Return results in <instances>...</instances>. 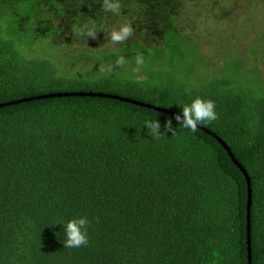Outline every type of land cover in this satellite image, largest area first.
Segmentation results:
<instances>
[{"label": "trees", "instance_id": "16d2710c", "mask_svg": "<svg viewBox=\"0 0 264 264\" xmlns=\"http://www.w3.org/2000/svg\"><path fill=\"white\" fill-rule=\"evenodd\" d=\"M120 3L115 15L102 10V0H0V103L99 92L182 114L180 105L196 97L213 100L218 119L201 126L226 143L250 177L251 264H264L261 76L256 69L243 70L242 60L239 68L235 64L208 79L178 67L198 52L199 19L220 26L218 40L228 42L223 24L249 22L244 16L252 20L264 0ZM123 24H131L134 35L109 49L144 58L168 50L169 62L144 77L105 73L89 79L58 74L49 59L24 54L31 46L27 39L39 37L68 49L88 41L81 55L105 51L107 30ZM85 26L96 32L95 39L81 33ZM185 42L196 49L187 52ZM67 58L70 67L80 61ZM174 117L96 95L0 107V264H247L245 178L214 137L200 128H180ZM169 118L174 136L164 128ZM145 120H159L165 135L153 139ZM80 217L91 221L89 244L64 248L62 222Z\"/></svg>", "mask_w": 264, "mask_h": 264}, {"label": "rangeland", "instance_id": "374dc122", "mask_svg": "<svg viewBox=\"0 0 264 264\" xmlns=\"http://www.w3.org/2000/svg\"><path fill=\"white\" fill-rule=\"evenodd\" d=\"M184 7L185 10L188 8L190 11L191 4H185ZM233 13L234 15H238L239 11L233 10ZM252 13L254 18L252 17V20H250L247 12H245L247 17H244L246 18V21L249 22L243 23L240 20L235 19L231 22L226 21L223 24L222 27L225 28L226 31L228 30V32H230L229 35L231 36V41L228 42L218 40L221 39L222 36L217 37V32L220 30V26L217 27L215 23L209 19H199L194 25L196 31L195 33H200L201 35L206 36L205 39L203 36L202 38L194 37L198 40V52L201 55L198 52L191 56L188 55V59L190 60H185L181 64L179 63L178 67L186 72L188 70H194L195 73H199L200 76L204 77V79H208L211 76L224 75V73L230 70V68H232L235 64L239 68L241 66L240 60H242V69L246 71L256 69L258 74L261 76L264 86V6H256V8H254V12ZM215 27H217V31L214 29ZM192 29L193 27L191 30ZM211 30L216 31V33L210 35L209 32ZM107 31L108 33L110 32V30ZM156 34V39H160L159 34ZM27 36L30 37V34ZM258 37H260L259 40H257ZM91 39L93 38H89L88 40ZM98 39H100V37ZM199 39L201 41H199ZM34 40L35 41L31 43L30 39H27L31 46H28V48L24 51V54L32 57H44L49 59L51 62L55 63L58 69V74L61 75H78L94 79L102 74L109 73L124 77L139 78L144 77L145 72H148L151 69L159 68L162 65H166L167 61L169 62L170 53L168 50L167 52H163L164 54L159 53V55L151 52L144 58L145 65L143 66L141 72L136 73L133 71L136 67L135 56L131 57L129 53L125 52H123L124 55H121L116 48L109 49V47H113L115 45L110 40L108 47H106L108 50H97L83 55H81L79 51L89 45L88 41H85L83 45H77L68 49L65 45L55 44L46 38L39 37ZM155 43L156 41L154 40V44ZM252 43H254L253 47ZM185 44L188 45L185 46V49L188 47L186 49L187 52H190L192 46L194 47V50L196 49L194 43L185 42ZM251 48H253V51L255 52V57L252 56ZM177 50L179 52H183L184 46L180 44ZM119 56H124L127 60V64L124 67L115 66V60ZM67 57L70 59L79 58L80 61H76L75 66L70 67ZM101 68H103L104 71H101ZM249 77V75L246 76V78ZM253 77V80L257 81L255 79H257L258 76L253 75Z\"/></svg>", "mask_w": 264, "mask_h": 264}, {"label": "clouds", "instance_id": "9594fccd", "mask_svg": "<svg viewBox=\"0 0 264 264\" xmlns=\"http://www.w3.org/2000/svg\"><path fill=\"white\" fill-rule=\"evenodd\" d=\"M102 10L119 15L121 11L120 0H102ZM82 34H86L87 38H96V32L86 26L81 29ZM134 35V29L131 24H123L118 29H114L107 33V38L113 44H122L127 42ZM127 60L124 56H119L115 60V66L124 67ZM136 67L134 72L140 73L145 65L143 54L135 56ZM111 70V69H109ZM101 71H104L101 68ZM180 105V104H179ZM182 114L178 113L174 119L180 125V128L188 129L192 133L198 130V125H206L218 119L216 112V104L213 100H205L201 97H196L190 104L180 105ZM144 125L148 129V134L155 140H160L165 133L161 131V123L159 120H145ZM165 131L175 135L172 118H169L165 125ZM91 221L87 217L74 218L67 222H62L65 239L63 241L64 248H80L86 247L89 244L88 227Z\"/></svg>", "mask_w": 264, "mask_h": 264}, {"label": "water", "instance_id": "95a60500", "mask_svg": "<svg viewBox=\"0 0 264 264\" xmlns=\"http://www.w3.org/2000/svg\"><path fill=\"white\" fill-rule=\"evenodd\" d=\"M73 95H96V96H105V97H112V98H117L120 100H125V101H129L132 102L133 104L136 105H140V106H146L148 108H152L154 110L157 111H161V112H166V113H170L172 115H176L178 113L173 112L171 110L162 108V107H158V106H154V105H150L147 103H143L140 101H136V100H130L128 98H123L121 96H116V95H111V94H102V93H92V92H57V93H48V94H42L36 97H28V98H21V99H17L11 102H7V103H0V107L6 105V104H12V103H18V102H22V101H28L31 99H35V98H50V97H60V96H73ZM198 128L204 130L205 132H207L208 134H210L212 137H214L222 146L223 148L227 151L228 155L230 156L231 160L233 161V163L240 169V171L242 172L245 181H246V194H247V200H246V250H247V264H251V248H250V207H251V201H252V196H251V184H250V177L248 176L246 170L244 169V167L234 158V155L232 154V152L230 151V148L226 145V143L219 138L215 133L209 131L208 129L204 128L201 125H198Z\"/></svg>", "mask_w": 264, "mask_h": 264}]
</instances>
